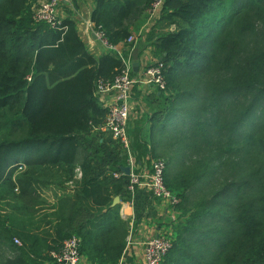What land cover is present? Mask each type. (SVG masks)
<instances>
[{
	"label": "trees",
	"instance_id": "obj_1",
	"mask_svg": "<svg viewBox=\"0 0 264 264\" xmlns=\"http://www.w3.org/2000/svg\"><path fill=\"white\" fill-rule=\"evenodd\" d=\"M37 1L0 0V264H59L71 236L87 264H118L129 220L111 204L133 194L94 91L123 62L89 53L71 18L34 20ZM153 1L95 0L94 28L130 48ZM148 32L165 89L131 150L165 161L178 198L159 264H264V0H163Z\"/></svg>",
	"mask_w": 264,
	"mask_h": 264
},
{
	"label": "built area",
	"instance_id": "obj_2",
	"mask_svg": "<svg viewBox=\"0 0 264 264\" xmlns=\"http://www.w3.org/2000/svg\"><path fill=\"white\" fill-rule=\"evenodd\" d=\"M61 3L62 0H38L34 7V20L45 22L55 29H64L65 26L62 24L63 19L59 10ZM162 4L163 0L153 1L151 7L146 11L148 22L153 23L154 20L158 19ZM95 34L105 46L114 49V46L107 42L101 29L95 30ZM126 41H133V36H128ZM119 55L123 62L120 72L112 79L99 78L94 91L98 101L106 109L103 128L118 141L126 155L127 165L130 168L128 190L133 194L136 187L144 186L153 197L161 199L165 205L173 209L178 203V198L168 190L164 183L165 161L161 158H150L149 167L145 172L140 175L134 172L135 156L131 151L128 136L130 118L136 114L133 105L134 88L144 86L148 89L164 90L163 64L160 61L147 63L141 72L133 74L131 62L121 54ZM173 212H175L174 209ZM171 237L172 230L164 229L143 242L145 264L160 263L171 246ZM129 238L130 235L127 236V242H129ZM15 241L20 243L17 239ZM79 242L75 236L65 239L58 252H51L52 257L59 264H81L83 257L79 253Z\"/></svg>",
	"mask_w": 264,
	"mask_h": 264
},
{
	"label": "crops",
	"instance_id": "obj_3",
	"mask_svg": "<svg viewBox=\"0 0 264 264\" xmlns=\"http://www.w3.org/2000/svg\"><path fill=\"white\" fill-rule=\"evenodd\" d=\"M94 5L95 0H62L59 10L62 19L67 17L73 19L78 34L88 52L98 57L106 53L110 48L105 46L103 41L95 34L96 29L94 28V22L91 20L92 11L95 7ZM147 23L148 14L143 24L130 33L129 36H133V41H126L131 44L130 48H124L126 44L119 43L115 45L113 49L121 55L123 49H128L127 56H122L128 59L131 65H133L134 62L137 63L136 70H133L134 73L141 72L147 63L151 64L157 61L154 42L148 40L149 32ZM155 92H157V94L160 93L156 88L148 89L144 86H137L134 88L133 105L136 114L130 118L128 126L130 146L133 139H137L138 137L139 139L141 138V141H145L148 136L149 129L151 128V121L149 116L144 115V112L150 109L151 104H149V102H152V106H154L153 94H155ZM131 130H134V134ZM101 131L100 140L104 139L111 141L120 148L118 141L112 137L109 131L103 127ZM150 158L149 155H145L141 161H138L135 157L133 171L139 175L145 172L149 167ZM124 166H128L127 160ZM43 193L49 203L54 202L55 197L51 190L44 189ZM118 203L120 204V215L124 219L129 220L128 235H130L129 242H126L125 249L123 250L118 264H145L143 242L157 232L166 229L168 226H172V220H176V213L173 212L171 207L165 205L161 199L154 198L144 186L136 187L130 201L121 202L119 199ZM81 264H87L84 258Z\"/></svg>",
	"mask_w": 264,
	"mask_h": 264
},
{
	"label": "rangeland",
	"instance_id": "obj_4",
	"mask_svg": "<svg viewBox=\"0 0 264 264\" xmlns=\"http://www.w3.org/2000/svg\"><path fill=\"white\" fill-rule=\"evenodd\" d=\"M146 20V19H145ZM154 22H155V20H154ZM150 24H152L151 22H148L147 23V26H149ZM159 26H161L162 28H159V26L157 27V30H161V31H163V32H166V31H170V30H173L174 29V25L173 24H170V25H168L167 27H164L163 25H162V23H160V24H158ZM148 28V27H147ZM167 121V120H166ZM168 122V121H167ZM131 147V146H130ZM14 165H12V167H13ZM19 169V168H18ZM136 189V188H135ZM135 191V190H134ZM154 198H156V197H154ZM168 207H170V206H168ZM175 220L173 219L172 220V223L174 222ZM173 226V225H172ZM172 226H168L167 228H166V230L167 229H171L172 231H173V229L171 228Z\"/></svg>",
	"mask_w": 264,
	"mask_h": 264
},
{
	"label": "water",
	"instance_id": "obj_5",
	"mask_svg": "<svg viewBox=\"0 0 264 264\" xmlns=\"http://www.w3.org/2000/svg\"><path fill=\"white\" fill-rule=\"evenodd\" d=\"M132 67H133V70L135 71L136 68H137V63L134 62L133 65H132ZM121 169H122V171H123L125 174H127V175H128L129 172H130V168H129V166H123ZM118 201H119V197H118V196L114 197V199H113L111 205H112V206L116 205V204L118 203Z\"/></svg>",
	"mask_w": 264,
	"mask_h": 264
}]
</instances>
